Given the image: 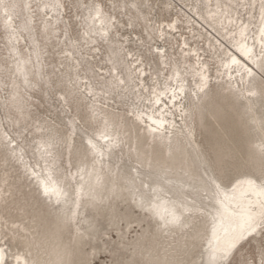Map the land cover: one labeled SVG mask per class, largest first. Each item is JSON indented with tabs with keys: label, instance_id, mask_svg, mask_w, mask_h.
Returning a JSON list of instances; mask_svg holds the SVG:
<instances>
[{
	"label": "snow or ice",
	"instance_id": "6c2138e0",
	"mask_svg": "<svg viewBox=\"0 0 264 264\" xmlns=\"http://www.w3.org/2000/svg\"><path fill=\"white\" fill-rule=\"evenodd\" d=\"M66 7L62 0L35 5L31 0H0V22L15 58L13 91L6 94L4 107L16 129L15 135L0 133V160L5 167L24 165L25 176L35 180L37 196L49 204L55 198L52 211L67 234L66 244L53 247L39 227L9 225L6 215L0 217V264H95L87 247L95 248L90 242L99 240L101 228L120 235L119 246L110 249L116 257L111 264H234L233 254L256 236L261 237L259 259L254 254L243 264H264V0H217L214 10L208 0L206 19L213 27L220 25L230 48H211L206 58L182 49L183 56L196 59L191 69L157 47L160 67L149 70L125 48L116 20L99 3L84 5L88 14L78 17L84 23L75 35L70 25L59 30L56 25L63 22ZM124 7L137 10L139 19L148 6L131 2ZM17 9L27 14L21 17ZM37 12L43 13L40 23L48 40L54 35L59 45L63 36L52 75L43 70L35 38L27 59L17 48L22 38L37 31ZM163 27L158 29L161 39ZM167 27L175 32L176 22ZM213 70L216 84L243 108L249 133L259 137L251 151L223 138L202 148L194 139L188 121L207 106ZM37 91L58 94L65 112L71 116L75 109L79 119L72 117L65 126L36 116L31 93ZM118 100L123 111L110 108ZM117 151L119 161L113 159ZM29 152L34 164L25 162ZM129 200L154 222V231L150 225L135 238L125 235L126 213L118 203ZM0 203L7 213L2 193ZM87 215L103 216L111 227L88 222L82 230ZM197 252L199 259L194 258Z\"/></svg>",
	"mask_w": 264,
	"mask_h": 264
},
{
	"label": "bare ground",
	"instance_id": "6f19581e",
	"mask_svg": "<svg viewBox=\"0 0 264 264\" xmlns=\"http://www.w3.org/2000/svg\"><path fill=\"white\" fill-rule=\"evenodd\" d=\"M76 0H62L64 4L67 5L65 9H63L64 17L63 22L60 24H57L56 27L59 30H62L66 26L70 24L69 19L75 17L74 16H68L67 10L68 8L73 5V3ZM81 2L80 5L87 4L85 0H79ZM149 0H147L148 3ZM12 3L16 4H23L28 2V0H10ZM48 2V0H31V3L35 5L36 3H44ZM135 2L139 4L137 0H120V3L117 7L113 8V4H111V7L113 9V13L107 11L103 7V5L99 3L106 15H111L116 20V30L119 33L120 37L122 38V43L124 44L125 48L128 50H131L134 52L133 49H131V45L135 46L136 50L135 53L140 56L141 59L144 60L145 64L144 66L147 67L149 70H155L156 68L160 67L158 60V54L156 53L155 49L157 47L166 49L167 55L170 57H178L181 61V67H183L184 63H187L189 65V69H191L192 66L195 65L196 59L194 56H183L182 49L185 52H198L201 57L206 58V53L210 52L211 48H216L217 51L220 50V48H230V42L227 39V37L224 34V30L220 28V25L217 23L215 27L212 26L206 19L208 16V9L206 7L208 0H163L161 2V5L163 6V9L166 13H171L173 15V20L170 22H155L152 18H148L147 22H145V15L143 12H139V19H137V10L131 9V8H125L124 5L126 3ZM146 2V1H145ZM217 0H212V6L213 10L215 9V4ZM221 2H224V0H221ZM144 3V4H147ZM116 10H118V15L115 13ZM127 10V13H126ZM17 12L20 13L21 17L26 15V12H21L20 9H17ZM88 14L87 8L84 9V13L81 17H86ZM128 16L126 23H124L123 20H120L119 16ZM43 17V13L37 12L35 16V23L37 31H34L31 33V36H29L28 33H24V36H29L27 40L21 39L20 43L17 45V48L20 51V56L22 59H27L29 56V52L32 51L31 45L33 43V38H35L36 42L39 43L38 36L42 35L43 33V24L40 23L41 19ZM172 19V18H171ZM135 20H137L142 25V32L145 34V37H142L141 35H137L134 32L135 28ZM246 21V18H245ZM22 23V20L19 21ZM80 24H83V19H80ZM176 22V31L172 32L167 25ZM53 24L56 23L55 19L52 21ZM129 24H132L131 27H129ZM163 25V31L165 33L164 39L160 38L159 35V26ZM0 28L2 29V35L4 36L5 45L4 50L7 54L6 59L8 60L9 70H6V72L12 77L15 74V58L10 56L9 54V46L7 45L6 40V33L4 32L2 22H0ZM120 31H129L131 36L127 35L124 37V35L120 34ZM44 34V33H43ZM189 37H186V35ZM52 38L55 39V36L53 35ZM190 39H193L192 43H190ZM56 40V39H55ZM61 44L63 42V36L60 37ZM202 43V45H201ZM187 45V48H184V45ZM41 47V46H40ZM41 63L44 66V54L48 53V51H44V49L41 47ZM234 51V50H233ZM238 55V54H237ZM32 65H35L36 62V55L33 54L31 56ZM211 62V61H209ZM32 65L28 66L29 72L32 71ZM40 68L39 65H36V70L38 71ZM43 69V70H44ZM212 76V82L210 84V87H212L213 92L211 96L209 97L207 101V106L204 108L203 112L198 113L196 115L195 120L189 119L188 123L193 128L194 133V139L196 140L197 144L200 145L202 148L203 146L201 143L198 142L197 138L200 136L199 132H202L204 134H210L212 136L215 135L213 131L210 132V127L213 124H215L221 131L222 126L224 123L229 122L230 125H238L243 124V133L246 137L249 138V142L247 144V151H251L254 148V145L259 143V137L255 133H249L248 127L246 126V122L243 116V108L239 106H235L233 104V101L229 97L226 91H224L223 85H218L215 82V71L211 73ZM192 77L191 75L188 76V80L191 81ZM2 83V82H1ZM0 83V111H3L4 116L2 117L0 114V133L6 132L3 128V118L4 121H7V113L5 111L4 107V100L6 97L1 96V92H4L3 86H5V83L3 85ZM12 83V82H11ZM17 83L21 84V89L23 91L22 87V79H18ZM13 91V90H12ZM11 91V92H12ZM10 92V93H11ZM39 92V91H38ZM8 93V94H10ZM40 94L43 93L39 92ZM7 98L10 99V96ZM32 102H33V96H32ZM60 104V103H58ZM119 100L115 104H111L110 108L114 109L116 111H123L121 107H118ZM76 111V110H75ZM76 119H79V116H75ZM70 119H67V122L64 125H67L68 121ZM9 122V120H8ZM212 122V123H211ZM83 123V122H82ZM177 123H179V120H177ZM245 124V125H244ZM235 128V127H234ZM92 129H89V133H91ZM233 131H236L233 130ZM216 141H212L213 143ZM81 142L80 133L77 134V137L75 139V144L79 146ZM209 147L211 146V143L205 142ZM114 160L119 161L120 160V153L117 151L116 155L113 158ZM64 160H66V164L68 162V152L65 150L64 152ZM25 162L28 164H31L29 161L27 162V158L25 157ZM123 162H128L127 158V149L124 150V157ZM15 165L19 168V170L24 174V165L14 162ZM34 164V163H33ZM75 171V169H73ZM27 181L29 180V186H33L34 188H37V185L35 183L34 179H30L29 177H26ZM3 183V181H1ZM38 190V189H37ZM1 193H7V190L2 191ZM43 197L42 195H40ZM44 198V197H43ZM45 201H47L46 198H44ZM123 202V201H122ZM130 202V200L128 201ZM131 203V202H130ZM51 208L53 209L55 205V198H53V203L50 204ZM57 207V206H56ZM60 207H63L61 205ZM134 207V206H133ZM48 210L47 215H50L53 218L52 225L50 227H47L44 224V216H39L37 223H40L39 228L43 233L46 234L48 243L52 245L53 247L60 245V244H66L67 241H62V235L64 231L62 230L61 226L58 224L56 219V213L54 211ZM129 209L131 210L130 206ZM125 221L129 220V213L125 212ZM147 220H150L147 217V214L144 212H140L138 215V218L136 219V223L146 222ZM85 223L82 225V230L86 229L88 227V222H91L95 224V219L91 216H85ZM151 224L153 225L154 229V222L151 221ZM149 230L147 228L145 231ZM171 239V238H169ZM261 245V237L256 236L255 238H250V241H245L239 249L233 254L232 260L234 264H243L244 261H251L254 254L256 255V259L258 261V249ZM181 258H191L189 257H181ZM198 259V258H197Z\"/></svg>",
	"mask_w": 264,
	"mask_h": 264
},
{
	"label": "rangeland",
	"instance_id": "374dc122",
	"mask_svg": "<svg viewBox=\"0 0 264 264\" xmlns=\"http://www.w3.org/2000/svg\"><path fill=\"white\" fill-rule=\"evenodd\" d=\"M139 4L147 5L148 7H144L141 12L147 17L152 18L155 22H170L173 20V15L171 13H166L161 5L163 0H137ZM146 1V2H145ZM87 4H93L99 2L106 7L105 9L111 13H113V9L110 8L111 4L114 3L118 5L120 0H85ZM147 3V4H144ZM81 2L76 0L73 5L68 8V16H74L70 18V31L73 35H75L78 31H80V19L84 13V5H80ZM118 13V10L115 12ZM127 13V10H126ZM118 15V14H117ZM128 16H119L120 20H123L126 23ZM172 18V19H171ZM135 28L133 29L137 35H141L145 37V34L142 32V25L135 20L134 22ZM121 35L126 37L127 35L131 36L129 31H120ZM186 37L187 34H185ZM189 38V37H188ZM39 44L44 49V51H48V53L44 54V64L45 69L44 71L47 72L49 75H52L56 72V69L59 66L60 54L58 49L62 47V44H56V40L51 38L48 40L44 34L38 36ZM193 39H190V43H192ZM5 40L4 36L2 35V29L0 28V83L3 85L5 83L6 87L3 86L4 92H1V96L6 97V94L10 93L12 88V77L6 72L9 70L8 60L6 59V52L4 50ZM202 45V43H201ZM131 49L135 51V46L131 45ZM22 91V89H20ZM40 94L38 91L31 93L33 96V108L32 111L36 116L46 118L50 122L55 121L58 124H65L67 119H71L72 117L77 116V111L73 109L71 116H69L61 104H58V94L56 96H49L47 92H42ZM1 116H4L3 111H0ZM14 114V113H13ZM212 123V122H211ZM245 125V124H244ZM66 126V125H65ZM235 127V128H234ZM3 128L7 132H12L13 135L16 133V129L13 124L9 123L8 120L4 121L3 118ZM243 124H234L230 125L229 122L224 123L222 126V131L212 123L210 127V132L213 131L215 133L214 136L210 134L200 133V136L197 138L198 142L201 143L203 147H209L205 142L213 143L214 139L223 138L230 140L234 146H237L244 151L247 152V144L250 141L248 137L245 136L243 133ZM236 131H233L235 130ZM27 162L29 161L31 164L35 163L34 158L32 157L31 152H29L26 156ZM125 164L127 162H124ZM64 165L66 166V160H64ZM3 181V183H1ZM4 190H7V193H2L3 198L8 201V211L5 213L3 211V204L0 203V217L7 216L9 221V225L12 223L20 224L21 228H35L39 227L40 223H37L39 216H44V224L47 227L52 225L53 218L50 215H47L48 210H51L50 204L44 200L43 197L37 196V188L33 186H29V180L27 181L25 174H23L17 165L14 162L10 163L5 167L2 160H0V193ZM129 206L131 210L129 209ZM56 206H54L55 208ZM118 207L123 209L124 212L129 213V220L126 221L123 225V230L126 236H131L135 238L137 233L141 231H145L147 228L150 227L151 222L147 220L146 222L136 223V219L140 212L138 210H134L133 205L130 202H122L118 203ZM88 216V215H87ZM103 223L106 225L107 228H110V225H107V221L104 220V217L101 216L95 219V225L97 227ZM83 227V226H82ZM153 230V228H152ZM101 236L99 240L93 239L90 243L95 245L93 247H87V254L88 258L95 261V264H111L112 260L115 257L113 252L110 250L111 248L118 247V241L120 240V235L118 231H111L110 235L106 231V228H101ZM154 231V230H153ZM107 240V243H105ZM62 241H67V234L66 232L62 235ZM93 251H95V256L92 255ZM194 258L199 259V253L195 254Z\"/></svg>",
	"mask_w": 264,
	"mask_h": 264
}]
</instances>
